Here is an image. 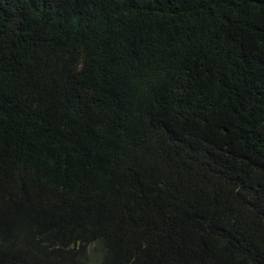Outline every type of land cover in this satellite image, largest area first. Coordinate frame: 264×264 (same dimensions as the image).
Listing matches in <instances>:
<instances>
[{"label":"trees","instance_id":"1","mask_svg":"<svg viewBox=\"0 0 264 264\" xmlns=\"http://www.w3.org/2000/svg\"><path fill=\"white\" fill-rule=\"evenodd\" d=\"M0 264H264V0H0Z\"/></svg>","mask_w":264,"mask_h":264}]
</instances>
